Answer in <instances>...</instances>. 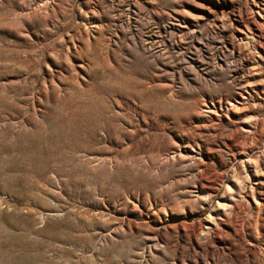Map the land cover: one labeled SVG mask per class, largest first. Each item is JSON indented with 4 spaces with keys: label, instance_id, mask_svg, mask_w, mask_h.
<instances>
[{
    "label": "rangeland",
    "instance_id": "rangeland-1",
    "mask_svg": "<svg viewBox=\"0 0 264 264\" xmlns=\"http://www.w3.org/2000/svg\"><path fill=\"white\" fill-rule=\"evenodd\" d=\"M0 264H264V0H0Z\"/></svg>",
    "mask_w": 264,
    "mask_h": 264
}]
</instances>
